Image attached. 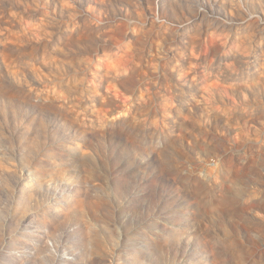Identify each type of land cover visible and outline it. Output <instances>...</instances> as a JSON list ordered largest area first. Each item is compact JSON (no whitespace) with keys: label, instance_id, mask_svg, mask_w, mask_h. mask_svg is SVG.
<instances>
[{"label":"rangeland","instance_id":"rangeland-1","mask_svg":"<svg viewBox=\"0 0 264 264\" xmlns=\"http://www.w3.org/2000/svg\"><path fill=\"white\" fill-rule=\"evenodd\" d=\"M0 264H264V0H0Z\"/></svg>","mask_w":264,"mask_h":264}]
</instances>
